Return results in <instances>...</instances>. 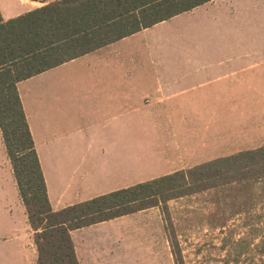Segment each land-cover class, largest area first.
Instances as JSON below:
<instances>
[{
  "label": "crops",
  "instance_id": "1",
  "mask_svg": "<svg viewBox=\"0 0 264 264\" xmlns=\"http://www.w3.org/2000/svg\"><path fill=\"white\" fill-rule=\"evenodd\" d=\"M60 1L0 0L1 21ZM172 2L16 82L53 211L264 147V0ZM161 227L152 207L70 236L79 264H128L136 235ZM33 234L0 129V264H36Z\"/></svg>",
  "mask_w": 264,
  "mask_h": 264
},
{
  "label": "trees",
  "instance_id": "2",
  "mask_svg": "<svg viewBox=\"0 0 264 264\" xmlns=\"http://www.w3.org/2000/svg\"><path fill=\"white\" fill-rule=\"evenodd\" d=\"M172 1L61 0L6 23L0 17V129L34 232L36 264H79L72 230L152 207H161L164 213L168 200L186 195L191 184L204 180L195 176L204 167L264 152V147L243 152L59 211L51 209L16 82L156 23L176 12L177 3ZM170 242L174 264H185L176 237ZM239 256L233 255L231 262L236 264Z\"/></svg>",
  "mask_w": 264,
  "mask_h": 264
},
{
  "label": "rangeland",
  "instance_id": "3",
  "mask_svg": "<svg viewBox=\"0 0 264 264\" xmlns=\"http://www.w3.org/2000/svg\"><path fill=\"white\" fill-rule=\"evenodd\" d=\"M201 171L195 176L203 181L168 200L164 213L159 208L162 227L147 231L146 245L136 235L128 264H174L171 237L185 264H234L231 257L238 253L236 264H264V152Z\"/></svg>",
  "mask_w": 264,
  "mask_h": 264
}]
</instances>
